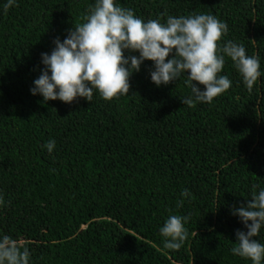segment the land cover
<instances>
[{"label":"trees","instance_id":"trees-1","mask_svg":"<svg viewBox=\"0 0 264 264\" xmlns=\"http://www.w3.org/2000/svg\"><path fill=\"white\" fill-rule=\"evenodd\" d=\"M5 2L0 233L28 247L30 264H251L230 252L235 231H246L231 209L264 187V0H118L161 22L212 14L227 24L221 42L259 58L251 91L226 58L231 87L191 107L180 100L190 92L183 78L157 87L149 60L126 95L43 102L30 93L40 54L82 23L94 0H16L4 11ZM170 214L189 217L175 251L159 233ZM257 239L264 243V229Z\"/></svg>","mask_w":264,"mask_h":264},{"label":"clouds","instance_id":"clouds-1","mask_svg":"<svg viewBox=\"0 0 264 264\" xmlns=\"http://www.w3.org/2000/svg\"><path fill=\"white\" fill-rule=\"evenodd\" d=\"M15 4L16 0H6L4 11ZM227 31V24L212 14L166 15L161 22L137 16L118 0H94L83 22L72 26L62 41L55 38L50 52L40 54L43 67L30 93L39 94L43 102L58 99L71 103L78 97L91 102L94 92L111 100L128 93L130 77L149 60L150 80L157 87L183 78L190 92L180 100L191 107L211 103L231 87L228 75L221 74L226 58L251 91L261 75L259 58L248 55L241 43L221 42ZM44 147L51 153L55 140L50 139ZM253 187L257 190L246 203L231 209L246 231H235L230 252L251 264H264V243L257 239L264 229V187ZM190 195L187 189L181 192L182 197ZM188 220L186 215L167 216L159 227L165 249L182 247ZM0 264H30L28 247L0 233Z\"/></svg>","mask_w":264,"mask_h":264}]
</instances>
